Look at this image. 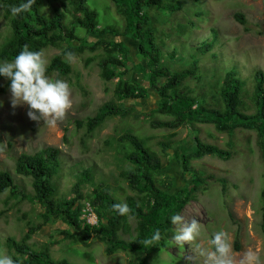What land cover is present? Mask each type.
I'll use <instances>...</instances> for the list:
<instances>
[{
    "label": "rangeland",
    "instance_id": "1",
    "mask_svg": "<svg viewBox=\"0 0 264 264\" xmlns=\"http://www.w3.org/2000/svg\"><path fill=\"white\" fill-rule=\"evenodd\" d=\"M2 4L3 0H0V48L10 35L9 22L2 16ZM181 4L183 8L177 13H151L163 33L162 43L159 44L161 61L155 68L163 67L174 73L195 65L199 79L191 77L184 85L206 99L218 93L226 73L232 70L243 83V94L250 95L254 72H264V0H181ZM62 5H67L66 0H41L40 9L45 16H52L54 8L63 10ZM87 5L96 13L97 26L93 32L87 33L76 25V35L86 44H95L96 50L76 55L71 61L64 57L63 61L70 66V74L62 77L56 73L48 75L53 80L62 79L70 86L73 104L66 118L55 126L43 120L32 121L27 116V105L11 106L9 90L0 95V171L9 172L17 188L30 198L33 196L31 181L15 174L14 160L21 153L33 154L52 146L59 150L61 162L55 182L58 198H71L78 175L88 170L92 180L81 186L84 197L91 196L94 187L102 182L109 186L111 194L119 202L126 203L125 198L135 196V193L120 177V172L128 165L122 160L123 147L119 142L123 134L130 132L146 138L151 151L161 162L158 179L171 184L169 191L172 193L180 190L188 181V175L181 173L173 153L181 147L193 146L196 137L200 142L231 150L232 156L227 161L213 156L191 161L192 168L211 179L206 181L205 189L197 193L196 200L188 203L179 215L185 222L197 219L203 225L198 242L206 247L210 246L208 241L213 233L224 230L229 234L233 249L235 239L238 240L239 251L234 249L235 253L259 249L264 256V233L260 226L263 165L256 133L236 130L230 136L205 124L180 126L174 130L153 128L151 121L172 118L158 114L143 115L157 109L160 98L147 82L146 60L137 54L134 41L99 34V30L110 26L120 30L124 25L122 15L110 0H87ZM235 13L244 15L245 26L234 20ZM66 14V23L70 26L71 14ZM180 31L184 33L180 34ZM79 42H74L73 46ZM99 42L104 45L109 42L124 43L125 57L120 55L123 66L116 73L119 78L144 86L145 94L143 98L128 99L123 103L132 110L129 117L108 118L87 133L84 122L93 117L101 105L106 102L119 103L113 95L117 79L105 82L100 76L99 62L105 54ZM211 42V49L200 51L203 44ZM43 52L50 62L61 51L48 48ZM158 82L161 85L163 80ZM135 115L139 117L135 118ZM218 180H224V186ZM10 194L6 192L0 195V254L12 256L13 251L5 247L6 239L12 237L19 241L28 225L40 223L38 215L42 209L35 202L19 201L18 197L10 199ZM81 205L83 215L80 219L91 226L89 222L95 218L92 208L85 198ZM105 216L110 218L111 215L107 212ZM97 222L96 226L99 225ZM129 223L132 228L135 227L134 221L129 220ZM172 228L174 230V226ZM69 231L74 230L54 217L48 225L32 235L29 243L33 248L47 246L53 260L63 258L72 264H137L142 258L141 254L128 251H116L109 255L106 244L93 236L85 244L72 242L62 235V232ZM132 232V236L120 233V237L130 239L134 235ZM169 242L167 250L150 257L147 264H203V259L195 256L190 245L178 248L173 245L172 237Z\"/></svg>",
    "mask_w": 264,
    "mask_h": 264
},
{
    "label": "trees",
    "instance_id": "2",
    "mask_svg": "<svg viewBox=\"0 0 264 264\" xmlns=\"http://www.w3.org/2000/svg\"><path fill=\"white\" fill-rule=\"evenodd\" d=\"M110 1L122 15L124 25L120 30L114 27L104 28L99 30V34H112L136 43L137 54L143 57L142 60H146L147 70L145 71L148 74L149 87L160 97L158 108L143 115L145 117L158 114L172 118L166 121H151L150 125L153 128L174 130L180 126L205 124L212 125L217 132L230 136L236 130L256 133L257 147L263 165V187L260 197L261 227L264 233V72L261 70L254 72L253 90L248 96L243 94L242 81L231 70L226 73L218 93L209 99L200 97L184 85V82L191 77L199 79L195 65L174 73L163 67L155 68L161 61L159 44L162 43L163 33L151 13H177L183 8L181 0ZM25 2L26 0H3L2 16L9 22L10 35L0 48V63L13 61L25 45L32 51L59 49L61 52L55 55L47 66V75L56 73L58 77H62L71 72L69 64L63 61L66 52H72L76 56L86 51L91 53L96 50L95 44H86L76 35V25L81 26L87 33L93 32L97 26L96 13L89 9L87 0H66L67 5H62L63 10L54 8L52 16H45L40 9L41 0H36L30 11L13 17L9 10L10 6ZM69 10L71 12H68ZM66 13L71 14L70 26L66 23ZM233 18L240 25H246L243 14L235 13ZM182 32L184 33L180 31V34ZM74 42L79 44L73 46ZM99 45L104 48L105 54L99 62L100 76L105 82L117 79L113 95L119 103L116 105L106 102L101 105L96 114L84 122L87 133H91L108 118L129 117L132 110L126 108L123 103L128 99L143 98L145 94L144 86L135 81L119 78V74L116 73L119 67L123 66L120 55L125 57L124 43L109 42L104 45L99 42ZM212 46V42L203 44L200 51H208ZM161 79L163 83L159 85L158 80ZM9 84L8 79L0 76V95L7 93ZM138 117L139 115H135V118ZM119 142L123 147L121 148L122 160L128 163L127 167L120 172V177L127 182L129 190L135 193V196L130 195L125 198L126 204L132 209L131 216H121L112 210L113 204L121 202L111 194L109 186L105 183L96 185L91 196L82 195L81 186L87 182L91 183L92 180L88 170H83L78 175L72 187L71 198H58L55 182L61 162L59 150L55 147H44L33 154L21 153L14 160L15 174L29 178L31 181L33 196L30 198L17 188L9 172L0 171V195L10 192V199L18 197L19 201L35 202L42 209V213L38 215L40 223L28 225L19 241L12 237H8L5 241V247L14 253L11 257L16 264H72L63 258L53 260L47 246L33 248L29 243L32 235L48 225L54 217L74 230L62 232L66 239L85 244L93 236L106 244L107 254L111 255L116 251L139 253L142 258L137 264H147L150 257L165 252L170 245L169 240L174 234L170 217L180 214L188 203L195 201L197 193L204 190L206 181L211 179L192 168L191 161L200 160L205 156L227 161L232 156L231 150H222L214 145L200 142L195 137L193 146L181 147L173 153L179 162L181 173L188 175V181L180 190L172 193L169 191L171 184H165L158 179L161 162L151 151L146 138L127 132L119 138ZM1 144L0 136V146ZM218 182L224 186V180H218ZM84 198L88 200L98 218V227L85 225L80 219L81 202ZM107 212L110 213V218L105 216ZM129 220L135 222L134 228ZM156 229L160 230L163 238L152 246L145 245L144 240L150 238ZM132 231L134 232L132 238L120 237V233L129 235ZM234 245V249L239 251L237 239Z\"/></svg>",
    "mask_w": 264,
    "mask_h": 264
},
{
    "label": "clouds",
    "instance_id": "3",
    "mask_svg": "<svg viewBox=\"0 0 264 264\" xmlns=\"http://www.w3.org/2000/svg\"><path fill=\"white\" fill-rule=\"evenodd\" d=\"M35 3L36 0H26L25 3L10 6L9 10L13 17L19 16L30 11ZM65 56L69 61L75 58L72 52H66ZM48 63L42 50L32 51L25 45L13 61L0 63V76L10 81V103L13 108L27 105V116L30 120H43L44 123L55 126L66 118L73 102L69 84L62 79L53 80L47 75ZM112 210L121 216L132 214V209L126 203L113 204ZM91 211L95 218L90 220L89 225L98 227L95 224L98 218L92 209ZM81 214L83 215V209ZM170 220L174 226L173 245L182 249L185 244L190 245L195 256L203 259V264H264V256L259 249H248L243 254L235 253L229 234L224 230L213 233L208 241L210 246L206 247L198 242L202 236L203 225L197 219L185 222L181 215L175 214ZM162 238L160 230L156 229L143 243L152 246ZM0 264H16V261L5 253L0 254Z\"/></svg>",
    "mask_w": 264,
    "mask_h": 264
}]
</instances>
